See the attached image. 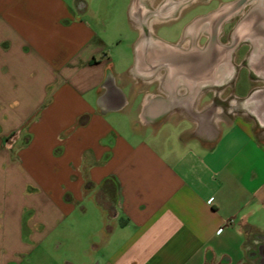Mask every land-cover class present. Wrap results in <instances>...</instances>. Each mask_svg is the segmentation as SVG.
Listing matches in <instances>:
<instances>
[{"label":"crops","instance_id":"1","mask_svg":"<svg viewBox=\"0 0 264 264\" xmlns=\"http://www.w3.org/2000/svg\"><path fill=\"white\" fill-rule=\"evenodd\" d=\"M92 1L0 0V264H264V88L222 114Z\"/></svg>","mask_w":264,"mask_h":264},{"label":"flooded vegetation","instance_id":"2","mask_svg":"<svg viewBox=\"0 0 264 264\" xmlns=\"http://www.w3.org/2000/svg\"><path fill=\"white\" fill-rule=\"evenodd\" d=\"M191 1L193 0H162L157 5L149 4L146 12L141 10L137 15L141 22L140 50L144 55L143 62L146 69L164 72L167 68H172L182 81L204 82L215 62L218 63L215 66L216 72L225 65L224 61L228 60V56L231 60L233 58L237 60L243 55V47L246 46V49L251 47L252 42L257 38L255 35L262 27L264 28V14L259 12V6L264 8V0L261 2L258 0L201 1L207 6L213 1H217V4L203 13L206 20L196 37L184 36L182 31L180 39L173 43L159 36L156 39L151 38V18L157 16L161 19L158 21L163 22L172 14L179 16L181 13L183 16L192 3L200 0H194L192 3ZM180 8L182 10L178 14ZM170 12L172 13L169 14ZM191 16L192 14L189 15ZM263 37L260 39H264ZM152 40L157 42L154 43ZM151 54L156 57L151 59ZM243 68L244 66L240 65L238 70Z\"/></svg>","mask_w":264,"mask_h":264},{"label":"rangeland","instance_id":"3","mask_svg":"<svg viewBox=\"0 0 264 264\" xmlns=\"http://www.w3.org/2000/svg\"><path fill=\"white\" fill-rule=\"evenodd\" d=\"M160 1L162 0H147L145 2L147 9L149 4L157 5L158 3H160ZM201 1L207 0H200L199 2H194L193 0L191 1V3H194L191 4V7L185 10L183 16H181L180 11L182 9L180 8L178 11V14L180 13L179 16L172 14L169 15V17L163 22L158 21L155 26L157 35L170 43L179 40L182 36V31L184 36L196 37L200 29L202 28L203 22L206 20V17L203 13L207 11L210 7L217 4V1H213L211 5L207 6L202 4ZM92 3H106L110 8V12L107 16L111 20L108 33L110 38L114 41V44L112 45L111 54L116 57L119 54L129 56L132 52V44L137 36V33L133 32L132 30V23L134 22V19L127 8L129 5H132V7H136L138 6V4L144 3V0H94V2L92 1ZM259 10L260 13L264 14V8L259 6ZM171 13L172 12H170L169 14ZM201 13L202 15H199ZM191 14L192 16L195 15L192 19V16L189 17V15ZM154 19H156V17H153L150 20ZM189 19H191V22L188 21ZM157 20L161 19H158L157 17ZM187 21L188 23H186ZM263 36L264 28L262 27V29L255 35V37L257 38L254 39L251 47L249 49H246V46L243 47L242 57H238L237 60H235L234 58L231 60L230 56L227 57L228 60L224 61V67L227 66L229 70L232 71V75L230 73V75L228 74L225 76L218 77V74H212V80L210 82L211 86L209 87L211 90L210 98L214 102H216V104L218 105V110L220 109L222 114H226L232 106L231 102H233L234 99H237L235 98L232 89L235 83L234 74L237 72L240 65L244 66V69L243 72L238 75L237 79L238 94H245L249 90V87H251L252 89L264 88V63L261 60L257 61L256 59H253V61L250 58L252 54H254V56H257L258 54L260 56L264 55V43L259 40ZM119 38H123L121 43H119L120 41H117L119 40ZM260 98V100L264 102V92L260 93ZM244 103L245 102L241 103L240 101H238V103L234 105V112H244V110L247 109L246 104ZM216 115L217 114H213V117ZM138 128L140 129L139 126ZM135 129V131H137V127Z\"/></svg>","mask_w":264,"mask_h":264},{"label":"water","instance_id":"4","mask_svg":"<svg viewBox=\"0 0 264 264\" xmlns=\"http://www.w3.org/2000/svg\"><path fill=\"white\" fill-rule=\"evenodd\" d=\"M217 62H215V65H212V69H211V74H213L215 72V66H217Z\"/></svg>","mask_w":264,"mask_h":264},{"label":"bare ground","instance_id":"5","mask_svg":"<svg viewBox=\"0 0 264 264\" xmlns=\"http://www.w3.org/2000/svg\"><path fill=\"white\" fill-rule=\"evenodd\" d=\"M259 2H261L262 0H258Z\"/></svg>","mask_w":264,"mask_h":264}]
</instances>
